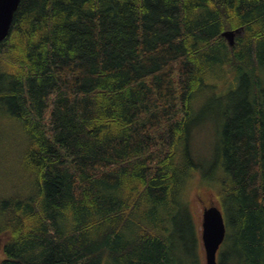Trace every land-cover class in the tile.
<instances>
[{"label":"trees","instance_id":"16d2710c","mask_svg":"<svg viewBox=\"0 0 264 264\" xmlns=\"http://www.w3.org/2000/svg\"><path fill=\"white\" fill-rule=\"evenodd\" d=\"M211 118L236 262L264 264V0H21L0 42V264H181L164 233Z\"/></svg>","mask_w":264,"mask_h":264},{"label":"rangeland","instance_id":"374dc122","mask_svg":"<svg viewBox=\"0 0 264 264\" xmlns=\"http://www.w3.org/2000/svg\"><path fill=\"white\" fill-rule=\"evenodd\" d=\"M203 102V101H202ZM205 107H201L196 111V117L204 119L202 116L205 111H217L213 108L220 109V104H223L224 99L208 96ZM219 116V115H218ZM212 124L209 123L203 127L198 133L196 145L199 148V158L205 160L204 175H196L193 180V188L187 193L181 195L182 202L185 207H177L174 215L168 221V230L164 233L169 237L173 258L177 259L181 264H206V256L202 239L203 232V211L206 206L217 204L223 211L227 233L224 242L220 246L217 258L221 261L224 256L225 264H237L239 259L238 235L241 219L238 211L236 200L230 197H225L226 202L222 205L220 199L215 195L214 188L207 181L215 176H218L222 170L216 156L212 155L216 150V142L219 138V124L214 118ZM0 147L3 142H14V129L11 125L0 126ZM8 132V133H7ZM3 134L5 137L1 135ZM10 137L7 140V136ZM7 140V141H6ZM4 147V146H3ZM212 155V156H211ZM213 181V180H212ZM1 257V256H0Z\"/></svg>","mask_w":264,"mask_h":264},{"label":"water","instance_id":"95a60500","mask_svg":"<svg viewBox=\"0 0 264 264\" xmlns=\"http://www.w3.org/2000/svg\"><path fill=\"white\" fill-rule=\"evenodd\" d=\"M20 2L21 0H0V42L9 36ZM243 31L244 27L225 30L222 37L233 47L236 36ZM202 226L206 264H219L217 253L227 233L225 217L219 205L211 204L204 208Z\"/></svg>","mask_w":264,"mask_h":264}]
</instances>
